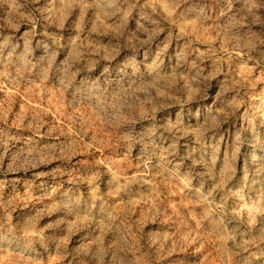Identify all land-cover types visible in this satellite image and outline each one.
Segmentation results:
<instances>
[{"label":"rangeland","instance_id":"obj_1","mask_svg":"<svg viewBox=\"0 0 264 264\" xmlns=\"http://www.w3.org/2000/svg\"><path fill=\"white\" fill-rule=\"evenodd\" d=\"M153 2L0 0V264H264V0ZM77 64L175 102L114 132Z\"/></svg>","mask_w":264,"mask_h":264},{"label":"clouds","instance_id":"obj_2","mask_svg":"<svg viewBox=\"0 0 264 264\" xmlns=\"http://www.w3.org/2000/svg\"><path fill=\"white\" fill-rule=\"evenodd\" d=\"M172 7L174 9L176 5ZM153 13L157 17V23L163 29H170L175 20L180 19L181 16V13H176L174 20L160 9L159 0L153 2L150 15ZM5 44L9 46V51L5 56L4 48L0 46V57L9 59L19 46V40L10 41L8 37H5ZM47 72L48 69H45L44 74L47 75ZM52 74L60 77L61 88L71 84L74 97L85 105H91L97 113L102 114L105 117V126H111L114 132L131 133L137 123L143 126L145 119H151L157 106L175 102L164 98L158 90L148 95L150 85L145 82L151 73L140 66L131 71H125L119 65L114 69L101 66L99 70H96L87 64H77L69 71L57 65L52 69ZM138 82L142 86H139ZM125 84H128L127 88L124 87ZM138 94L145 95V98L140 99ZM121 125L124 127L121 128ZM134 246L139 255L134 260H128L123 264H154L155 257L149 254L147 248L141 251V246H137L134 240L124 241L122 250L127 251Z\"/></svg>","mask_w":264,"mask_h":264}]
</instances>
